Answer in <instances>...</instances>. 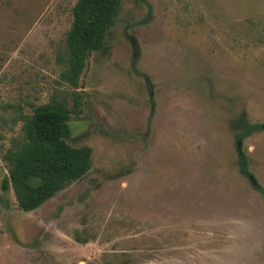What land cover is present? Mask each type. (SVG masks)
I'll list each match as a JSON object with an SVG mask.
<instances>
[{"label": "rangeland", "instance_id": "rangeland-1", "mask_svg": "<svg viewBox=\"0 0 264 264\" xmlns=\"http://www.w3.org/2000/svg\"><path fill=\"white\" fill-rule=\"evenodd\" d=\"M77 1L0 0V264H264V0H122L74 89ZM53 97L92 166L24 212L2 155Z\"/></svg>", "mask_w": 264, "mask_h": 264}, {"label": "trees", "instance_id": "trees-1", "mask_svg": "<svg viewBox=\"0 0 264 264\" xmlns=\"http://www.w3.org/2000/svg\"><path fill=\"white\" fill-rule=\"evenodd\" d=\"M122 0H78L72 9L73 21L66 36V45L59 55L63 66L61 82L77 89L91 56L106 47V39L116 23ZM80 100L69 107L66 100L52 98L36 107L24 118L22 137L11 140L3 153L8 176L1 184L3 192L14 193L20 210L30 212L40 208L69 184L82 179L92 166L90 147H73L70 119L80 114ZM264 129V125L249 128ZM244 135H238V142ZM241 174L252 187L264 195L247 168V159L237 145Z\"/></svg>", "mask_w": 264, "mask_h": 264}, {"label": "water", "instance_id": "water-1", "mask_svg": "<svg viewBox=\"0 0 264 264\" xmlns=\"http://www.w3.org/2000/svg\"><path fill=\"white\" fill-rule=\"evenodd\" d=\"M239 146H240V144H239Z\"/></svg>", "mask_w": 264, "mask_h": 264}]
</instances>
